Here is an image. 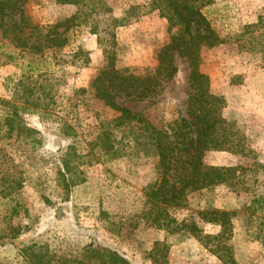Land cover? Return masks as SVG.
<instances>
[{
  "label": "rangeland",
  "instance_id": "374dc122",
  "mask_svg": "<svg viewBox=\"0 0 264 264\" xmlns=\"http://www.w3.org/2000/svg\"><path fill=\"white\" fill-rule=\"evenodd\" d=\"M201 11L222 43L200 50L198 71L219 99L230 139L202 164L226 178L188 192L181 208L163 206L176 221L170 229L156 227L158 202L148 198L162 171L151 130L120 124L91 87L110 63L122 74L154 73L170 33L150 0H31L25 13L32 24L61 23L57 32L64 31L63 44L41 56L22 54L0 36V264H108L109 250L130 264H226L211 252H227L216 241L200 242L181 226L194 222L203 235H217L221 228L198 215L211 210L229 213L221 242L235 264H264V207L256 202L264 197V0H212ZM172 59L176 72L149 98L118 93L114 100L160 133L190 121V67L177 53ZM28 63L38 107L20 117L37 144L1 130ZM167 178L169 189L181 186L180 176Z\"/></svg>",
  "mask_w": 264,
  "mask_h": 264
},
{
  "label": "trees",
  "instance_id": "16d2710c",
  "mask_svg": "<svg viewBox=\"0 0 264 264\" xmlns=\"http://www.w3.org/2000/svg\"><path fill=\"white\" fill-rule=\"evenodd\" d=\"M30 1L0 0V36L22 54L41 56L45 50L63 44L64 31L57 32L61 23L48 28L32 24L25 13V7ZM57 2L79 6L81 3L83 5L84 0H57ZM211 2L212 0H150L151 7L167 21L170 33V42L158 53V65L154 73L143 76L122 74L110 63L108 68L91 83V87L96 89L95 97L119 113L120 124L132 121L145 126L146 131L151 130L150 138L157 151L162 171L159 187L157 189L149 187L148 198L158 202L160 211L155 213L157 216L154 217L153 222L159 228L164 226L170 229L171 223L176 224L163 206L173 205L181 208L185 204L188 192L203 189L226 178L225 170L207 168L202 164V157L206 152L222 150L230 144L226 122L218 112L219 99L208 91L207 76L198 71L200 50L213 48L222 43L201 11ZM75 19L76 16L64 22H73ZM173 53L184 57L190 67L189 86L193 90L187 101V115L190 121L181 118L172 123L168 132L160 133L145 123L140 114H133L129 109L117 105L114 100L118 93L132 97L134 100H144L156 93L155 86L160 82H167L176 72L172 61ZM30 63L26 72L22 73L14 85L11 99L6 102L9 107L4 111L1 130L8 137L15 134L18 138L30 139L31 144H37L38 139L35 136L37 132L24 126L20 117V114L38 107L39 97L34 92L31 76L33 68ZM111 89L114 91H110ZM169 172L180 176L178 182L181 186L177 190L168 188L171 187L167 178ZM256 202L259 203L260 208L264 207L263 196ZM198 215L205 223L219 226L221 231L215 236H205L194 222L188 224L181 222V226L200 242L205 239L216 241L217 246L227 252L224 255H217L214 250L211 252L223 263L235 264L228 248L221 242L231 226L229 213L211 210L199 212ZM178 226L175 225L173 231L179 230ZM14 230L12 228V232ZM89 251L95 252L94 249L88 248L86 252ZM104 256L108 264H130L115 251L109 250Z\"/></svg>",
  "mask_w": 264,
  "mask_h": 264
}]
</instances>
